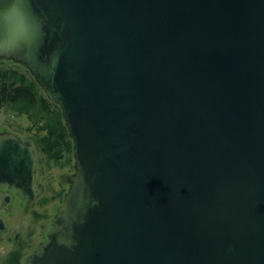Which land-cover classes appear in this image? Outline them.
Here are the masks:
<instances>
[{"label":"water","instance_id":"95a60500","mask_svg":"<svg viewBox=\"0 0 264 264\" xmlns=\"http://www.w3.org/2000/svg\"><path fill=\"white\" fill-rule=\"evenodd\" d=\"M0 59L72 141L27 264H264V0H0ZM35 170L0 132V213Z\"/></svg>","mask_w":264,"mask_h":264},{"label":"trees","instance_id":"16d2710c","mask_svg":"<svg viewBox=\"0 0 264 264\" xmlns=\"http://www.w3.org/2000/svg\"><path fill=\"white\" fill-rule=\"evenodd\" d=\"M0 111L27 118L26 139L48 161L66 164L68 156L71 161L72 141L59 107L47 99L25 66L5 59H0Z\"/></svg>","mask_w":264,"mask_h":264},{"label":"flooded vegetation","instance_id":"af4514ba","mask_svg":"<svg viewBox=\"0 0 264 264\" xmlns=\"http://www.w3.org/2000/svg\"><path fill=\"white\" fill-rule=\"evenodd\" d=\"M18 135L23 142L30 143L33 146V149L35 151L36 155V170H35V179H34V186L38 189V191L34 194L33 200L30 203V205H27V199H20L16 195L15 190L3 188L1 191L3 192H10L13 195L12 203L8 206V208H5L4 212H1L0 215L5 219L6 223V230L0 233V239L2 238V235L12 233V237L9 238V240L12 242L11 248H9L8 251H0V264H27V259L29 255L33 252L34 249L38 247V245L43 242L46 239L47 233L50 229V227H47V221H48V213L46 210L37 211L35 210L36 207H39L42 209L45 208L47 204V199L43 196L46 187L44 182L46 181V177H42L39 174L42 173V170H38L40 158L39 153L36 149V147L27 139L23 138L22 136ZM47 159L45 158V161ZM70 157L66 158V164L69 165ZM48 164V163H47ZM68 177L66 178L67 182ZM53 197H51L50 201H55L58 198H62L64 196V193L61 191L53 192ZM4 206V203L1 205V208ZM16 207H20V209L23 212L30 213L29 217V226L30 230L27 231H15L14 228H12L13 224L11 225L9 222L10 218L16 219L18 217L19 210H16ZM16 208V209H15ZM53 219V217H52ZM52 219L50 220V224L52 223ZM38 226V227H37ZM35 227V228H32ZM48 228V229H47ZM27 231V232H26ZM38 241V242H37Z\"/></svg>","mask_w":264,"mask_h":264},{"label":"rangeland","instance_id":"374dc122","mask_svg":"<svg viewBox=\"0 0 264 264\" xmlns=\"http://www.w3.org/2000/svg\"><path fill=\"white\" fill-rule=\"evenodd\" d=\"M11 64V63H7ZM30 126L29 121L25 116H16L11 114H6L2 111H0V132H13L15 134H19L23 138L26 139L27 135L29 134L28 131H26V128ZM39 153V152H38ZM39 168L40 171L42 170V173L39 174L42 177H46V181L44 182L46 191L44 193V197L47 199L46 207L40 209L39 207H36L35 210L37 211H43L46 210L48 213V221H47V227L49 228L51 226L50 220L55 215L58 207L62 203V198H58L55 201H50L51 197H53V192L61 191L65 194V192L68 189V182H66V178L69 177L74 171L73 169V155L71 158V163L64 164L63 162L56 163L53 160L45 161V156L39 153ZM48 163V164H47ZM17 208V209H16ZM16 210H19L18 217L16 219H9V223L13 226L15 231H29L30 227L29 225V217L30 213H27L26 211L23 212L20 207H16ZM30 214V215H29ZM50 225V226H49ZM38 227V226H37ZM35 228V227H32ZM47 228V229H48ZM37 229V228H35ZM26 231V232H27ZM12 233H8L5 235H2V238L0 239V251H8L9 248L12 246V242L9 240L10 237H12ZM38 242V241H37Z\"/></svg>","mask_w":264,"mask_h":264}]
</instances>
